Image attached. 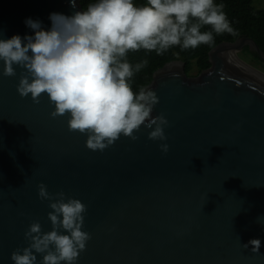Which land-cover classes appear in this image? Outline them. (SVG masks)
Listing matches in <instances>:
<instances>
[{
    "label": "water",
    "instance_id": "obj_1",
    "mask_svg": "<svg viewBox=\"0 0 264 264\" xmlns=\"http://www.w3.org/2000/svg\"><path fill=\"white\" fill-rule=\"evenodd\" d=\"M72 11L69 0H0V36L30 34L25 18L47 27L50 12ZM244 45L264 60L242 36L211 49L197 77L182 61L155 71L147 87L167 139L149 140L141 126L137 140L120 137L102 152L50 115L46 95L19 96L21 69L0 75V264L27 245L30 222L51 228L39 183L87 206L91 238L76 264H264V71L236 54ZM255 238L258 252L244 247Z\"/></svg>",
    "mask_w": 264,
    "mask_h": 264
},
{
    "label": "clouds",
    "instance_id": "obj_2",
    "mask_svg": "<svg viewBox=\"0 0 264 264\" xmlns=\"http://www.w3.org/2000/svg\"><path fill=\"white\" fill-rule=\"evenodd\" d=\"M71 15L48 14L49 26L25 18L30 30L23 36H0V75L16 76L21 98L39 103L46 95L52 117L65 116L69 131L85 135V146L103 151L119 139L133 141L143 126L152 141L167 139L163 114L152 115L158 96L151 87L133 91L132 78L147 64H133L130 52L155 53L212 46L215 35H235L222 2L217 0H90L81 9L69 0ZM205 29V30H202ZM167 153L168 144L160 143ZM37 196L47 201L51 228L42 231L32 221L23 233L27 245L13 250V264H76L78 254L91 238L82 230L87 206L61 190L37 185ZM261 217H258V220ZM258 252L259 238L244 247ZM40 257L39 261L37 257Z\"/></svg>",
    "mask_w": 264,
    "mask_h": 264
},
{
    "label": "trees",
    "instance_id": "obj_3",
    "mask_svg": "<svg viewBox=\"0 0 264 264\" xmlns=\"http://www.w3.org/2000/svg\"><path fill=\"white\" fill-rule=\"evenodd\" d=\"M89 2L90 0H79L82 9ZM217 2H222L225 5L224 11L232 27L235 29L236 34L230 35L225 33L215 35L212 46L200 45L196 49L188 50H181L179 47H174L161 56H157L154 52L146 53L143 50L140 52H130L128 59L133 64L141 60L147 61L145 67L132 78L133 91H138L140 87H147L151 83L155 71L171 61L184 62V69L187 75L192 70L201 73L210 66L208 53L211 49L222 42H234L242 36L252 39L264 53V8H254L252 6V0H217ZM243 52L250 54L254 61L262 62L255 53L249 51L247 46L243 48Z\"/></svg>",
    "mask_w": 264,
    "mask_h": 264
},
{
    "label": "rangeland",
    "instance_id": "obj_4",
    "mask_svg": "<svg viewBox=\"0 0 264 264\" xmlns=\"http://www.w3.org/2000/svg\"><path fill=\"white\" fill-rule=\"evenodd\" d=\"M252 6H253L254 8H256V9L264 8V0H252ZM245 46H247V45H244V47H245ZM244 47H243V48H244ZM247 47H248V46H247ZM243 48L240 49V50H238V51L236 52V54L239 55V56H240L243 60H245L246 62H248V63L252 64L253 66H255V67L261 69L262 71H264V60H262V59L260 58V59L262 60V62H261V61H258V62L254 61L253 57H252L250 54L243 52ZM248 48H249V47H248ZM251 52H252V53H255V52H253V50H252ZM255 54H256V53H255ZM257 56H258V55H257ZM258 57H259V56H258ZM198 75H200V73H198L197 71H194V70H192V71L188 74V76H189V77H192V78L197 77Z\"/></svg>",
    "mask_w": 264,
    "mask_h": 264
}]
</instances>
